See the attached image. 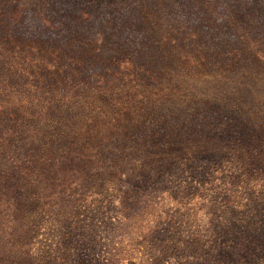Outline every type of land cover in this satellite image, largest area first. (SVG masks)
<instances>
[{"label":"trees","instance_id":"trees-1","mask_svg":"<svg viewBox=\"0 0 264 264\" xmlns=\"http://www.w3.org/2000/svg\"><path fill=\"white\" fill-rule=\"evenodd\" d=\"M32 1L44 7V24L64 35L23 33L30 3L0 0V264L62 259L47 255L53 245L43 225L87 210L90 196L121 193L125 164L193 174L214 153L211 160L218 156L229 172L246 175V166L264 162V134L239 130L232 118L219 132L210 122L204 128L187 86L173 80L210 77L211 68L231 80L229 71L264 64V35L243 20L242 8L219 0H88L92 6L83 7L65 0L73 5L67 10L61 0ZM172 4L188 16L182 32L160 26L158 14ZM196 4L207 17L200 29L189 26L191 14L202 16ZM51 11L63 26L53 25ZM174 97L186 113L164 112ZM220 136L223 143H213Z\"/></svg>","mask_w":264,"mask_h":264},{"label":"rangeland","instance_id":"rangeland-1","mask_svg":"<svg viewBox=\"0 0 264 264\" xmlns=\"http://www.w3.org/2000/svg\"><path fill=\"white\" fill-rule=\"evenodd\" d=\"M24 1L30 6L20 26L23 33L32 31L42 39L64 35L63 29L51 30L44 24L39 15L43 6ZM61 1L60 9L73 10L72 3ZM77 2L80 7L91 5L88 0ZM219 4L242 8L243 20L253 32L264 35V0H219ZM181 7L172 4L166 7V15L158 14L160 26L184 31L182 23L188 16H183ZM198 7L194 10L203 17L191 14L189 26L200 29L207 25V17ZM50 13L53 25L63 26L58 14ZM126 33L143 41L151 37L144 31ZM218 70L211 68L210 77L188 74L179 80L173 76V80L187 86L188 99L195 101L204 128L210 122L219 132L232 118L239 130L246 127L264 134V64L250 63L234 73L229 71L231 80L218 76ZM158 76L167 77L166 82L170 78L169 71ZM167 107L164 112L173 116L181 114L179 110L187 112L180 97H174ZM219 141L223 143L221 136L213 143L219 145ZM213 154L193 174L180 172L174 165L125 164L122 169L128 175L120 180L121 193L90 196L87 210L62 212L58 215L61 223L43 225L41 233L46 232L51 238L47 243L53 245L47 255L63 257L55 263L48 258L45 264H264V162L254 161L246 166V175H239L235 168L229 172L222 158L215 155L211 160ZM256 182L257 188L253 186Z\"/></svg>","mask_w":264,"mask_h":264}]
</instances>
